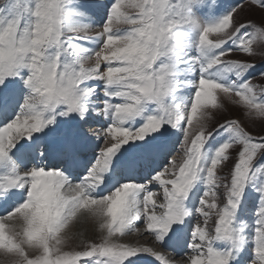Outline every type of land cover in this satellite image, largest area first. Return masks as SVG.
<instances>
[{
	"label": "snow or ice",
	"instance_id": "6c2138e0",
	"mask_svg": "<svg viewBox=\"0 0 264 264\" xmlns=\"http://www.w3.org/2000/svg\"><path fill=\"white\" fill-rule=\"evenodd\" d=\"M0 264H264V0H0Z\"/></svg>",
	"mask_w": 264,
	"mask_h": 264
},
{
	"label": "rangeland",
	"instance_id": "374dc122",
	"mask_svg": "<svg viewBox=\"0 0 264 264\" xmlns=\"http://www.w3.org/2000/svg\"><path fill=\"white\" fill-rule=\"evenodd\" d=\"M259 16H260V13L257 11V12L252 13L250 16H246L245 18L258 20ZM230 115L232 117H239L240 113L237 110L230 108ZM218 118L222 119L221 117H218Z\"/></svg>",
	"mask_w": 264,
	"mask_h": 264
},
{
	"label": "bare ground",
	"instance_id": "6f19581e",
	"mask_svg": "<svg viewBox=\"0 0 264 264\" xmlns=\"http://www.w3.org/2000/svg\"><path fill=\"white\" fill-rule=\"evenodd\" d=\"M130 239H133V240H135L136 239V237H131ZM143 242V241H142Z\"/></svg>",
	"mask_w": 264,
	"mask_h": 264
}]
</instances>
